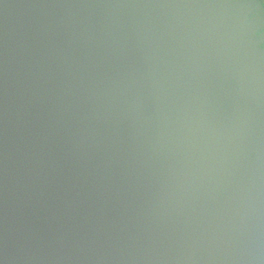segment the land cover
Instances as JSON below:
<instances>
[{
  "label": "water",
  "instance_id": "water-1",
  "mask_svg": "<svg viewBox=\"0 0 264 264\" xmlns=\"http://www.w3.org/2000/svg\"><path fill=\"white\" fill-rule=\"evenodd\" d=\"M0 264H264L262 0H0Z\"/></svg>",
  "mask_w": 264,
  "mask_h": 264
},
{
  "label": "flooded vegetation",
  "instance_id": "flooded-vegetation-1",
  "mask_svg": "<svg viewBox=\"0 0 264 264\" xmlns=\"http://www.w3.org/2000/svg\"><path fill=\"white\" fill-rule=\"evenodd\" d=\"M263 1V3H264V0H262Z\"/></svg>",
  "mask_w": 264,
  "mask_h": 264
}]
</instances>
